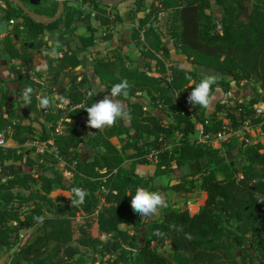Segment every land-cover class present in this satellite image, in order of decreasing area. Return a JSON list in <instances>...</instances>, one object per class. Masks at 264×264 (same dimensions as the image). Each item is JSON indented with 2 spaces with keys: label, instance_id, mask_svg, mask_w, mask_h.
<instances>
[{
  "label": "trees",
  "instance_id": "1",
  "mask_svg": "<svg viewBox=\"0 0 264 264\" xmlns=\"http://www.w3.org/2000/svg\"><path fill=\"white\" fill-rule=\"evenodd\" d=\"M0 1L4 3L0 21L13 20L0 38V65L1 59L20 60L13 67L15 91L0 79V134L15 143L0 145V257L22 241L10 264H79L78 246H100L97 251L108 256L106 264H264V143L245 145L242 160L235 162L227 161L217 149L191 141L198 122L210 134L225 119L234 127L248 118L251 124L261 122L252 115L253 106L264 102V0H213L221 8L218 21L211 12L212 0H151L148 5L133 0L130 16L144 14L137 18L130 39L148 62L145 70L127 65L120 54L93 59L92 73L107 94L123 79L130 85L129 95L118 97L128 115L103 129L86 124L84 108L97 102L99 95L92 78L76 72L83 64L80 52L97 42L98 27L91 24V12L64 0L59 18L39 22L14 2ZM19 1L45 19L58 11V2ZM84 1L99 26L105 27L103 40H110L109 28L121 17L110 14L101 0ZM166 11L170 12L166 36L190 68L166 65L170 49L154 26ZM60 24L70 31V42L65 48H52L41 35L58 30ZM51 50L55 57L45 54ZM36 55L46 61L47 92H57L61 104L66 101L55 110L39 109L33 95L30 103L16 95L41 86L31 77V73L41 76L33 65ZM199 68L211 69L219 77L213 94L218 88L228 93L232 83L244 80L258 83L260 94L236 107L216 102L214 112L205 114L187 102L191 88L208 74ZM222 109L225 117L217 115ZM164 113L171 114L173 121H166ZM38 117L41 131L36 132L32 123ZM260 129L264 137V123ZM176 135L177 144L166 149L165 140L174 141ZM49 141L54 153L25 147L29 142ZM151 149L159 150L158 166L167 167L174 160L200 166L167 186L169 199L160 210L161 218L142 221L131 208L129 194L135 195L138 187L157 192L149 177L136 172L138 165L148 164L146 154ZM73 187L87 192L83 204H72ZM55 190L68 196L52 197ZM195 190L201 195L194 213L173 204L185 203ZM94 224L99 235L108 236L105 241L93 235ZM120 225L132 227V232ZM143 230L140 244L138 232Z\"/></svg>",
  "mask_w": 264,
  "mask_h": 264
},
{
  "label": "rangeland",
  "instance_id": "2",
  "mask_svg": "<svg viewBox=\"0 0 264 264\" xmlns=\"http://www.w3.org/2000/svg\"><path fill=\"white\" fill-rule=\"evenodd\" d=\"M212 5H213V9L211 10V12H212L213 18L215 19V21H218L219 17L221 16V8H219L213 0H212ZM108 6H109L108 12H110V14L111 13L114 14V6L112 5H108ZM167 18H168V15H166L165 13H161L158 19L154 22L155 28L161 34L163 43L166 44L170 49V57L166 59V65L167 66L177 65L179 67L190 68L191 64L188 62L185 56L182 55L179 52V50L173 46L171 40L166 36V31H167L166 27L168 23ZM132 19H133L132 23L136 25L137 21L134 20L133 17ZM91 24L98 27V32L96 34L98 41L92 48H89V49H86L80 52L79 56L83 64L82 66L76 69V72L86 73L87 75H89V78H92V84H93L92 87L96 90V93H98L99 95L98 98L102 99L105 95H107V93L105 92L104 87L99 84L98 79L95 78V76L92 73L91 68H92V63H93L94 58L98 56L110 57L113 54H120L125 57L127 65L138 67V68L145 69V70H146L145 65L148 62V60L143 58L139 54L138 49L135 47L132 40L130 39L131 29H130V32L128 31V29H125V30L120 29V26L118 27V29H115L114 27H116L118 23H116V25L113 24L111 29L109 28V31L112 32V35L115 38L113 39L111 38V40L105 41L103 40L104 33L106 32L105 27H100L98 25V22L94 19V16H91ZM151 64L154 65L153 62H151ZM44 66H45V62L43 60H39L37 58L35 59L36 72L41 73V76H37L36 74H32V76L37 80V82L41 86L31 88L32 89L31 95L36 97L38 101L39 109L44 108L40 105V100L42 98H48L50 100L49 106L44 109L55 110L58 107L64 106L66 101H63V103L61 104L58 102L59 94L57 92L55 93L47 92V88H46V84L44 80L45 78V73L43 70ZM199 70L201 72L208 73V74H216L213 70L207 69V68H199ZM70 74H72V72ZM67 85H68V78L65 80V86ZM259 94H260V89H259L258 83L254 82L253 80H248V81L244 80V81L239 82L238 84L232 83L231 90L228 93H223L218 88L215 90L212 96V100H211V104L209 108L204 109L205 114L214 112L216 102H220V103L224 102L226 107H228L229 105H233L234 107H236L237 103L248 102L250 99L258 96ZM16 95L19 99H23L24 90H21ZM236 113L238 114L237 110H236ZM217 115L225 117L226 116L225 110L222 109L221 111L217 113ZM163 117L166 121H170V122L173 121V117L171 114L164 113ZM38 118L40 120L32 123L33 126H35L36 128V132L41 131L40 123L42 122V118L41 117H38ZM225 120L228 123V125L232 127L231 122L228 119H225ZM196 125H195V130L193 134L197 133ZM250 125L253 126V129L246 130L244 127H242L241 133H239V135L233 134V136L231 137V140L229 142H223L222 147L218 149L219 154L221 156H224L227 161L234 160L235 162H239L242 160L243 157H242L241 149L242 147L245 146L244 145L245 139H248L249 142H251V144H255L256 142L264 143V137L260 131V128H257V126L255 127L254 124H250ZM178 138L179 136L176 135L172 138V140L174 141H169L168 139L165 140L167 142L165 145L166 149H171L175 144H177ZM111 141L116 146L119 147L120 144L116 138H112ZM33 144H34L33 142H29L25 144V147L30 148L31 146H33ZM6 145L15 146V143L12 140L8 139L6 142ZM151 150H154V149H151ZM148 153L146 154V159L148 160V164L138 165L136 167V172L144 177H149L150 183L153 184L157 192H160L164 195L165 201H168L169 199V190L167 189V186L171 183L176 182L178 179H181L184 174L188 172H195L200 166L199 164H196V163L186 164V163H182L181 161L174 160L169 166L161 167V166H158V164L156 163L157 160L159 159H155L153 161H150L148 159ZM124 165L128 167L129 161H126ZM56 166L58 168H61L62 163H58ZM218 176L221 177L220 174H218ZM58 195L67 197L68 193L62 192L59 190H55L54 192L51 193L52 197H55ZM200 195H201L200 191L195 190L192 193L187 195V200L185 203L182 204V203L175 202L173 204L180 206L182 208H186L190 213H194L195 211H197L199 207ZM161 208L158 210V213L155 216H153L151 219L145 220L144 218H142V221H149L152 219L161 218V211H160ZM79 217L80 216L78 215V218ZM120 226L121 228L132 232V227L126 226V225H120ZM28 231L30 232V230ZM91 231L93 235L99 236V238L103 241H105L106 238L108 237V236H105L104 234L102 235L98 234L96 224L92 226ZM22 232L24 231H21V233ZM144 233H145L144 230L138 232V240L140 244L143 242ZM14 247L12 246L8 251L4 252L1 255L0 264H10L11 259L14 256V253H13ZM99 249H100V246L96 248L78 246L79 253L76 256V258L80 260L79 264H106V260L108 259V256L105 255L102 257L100 253L97 251ZM159 251L163 254H168L166 251V248H161ZM236 254L238 256V252Z\"/></svg>",
  "mask_w": 264,
  "mask_h": 264
},
{
  "label": "clouds",
  "instance_id": "3",
  "mask_svg": "<svg viewBox=\"0 0 264 264\" xmlns=\"http://www.w3.org/2000/svg\"><path fill=\"white\" fill-rule=\"evenodd\" d=\"M46 42H50L48 36L44 37ZM46 55H49L45 51ZM54 55V53H51ZM191 79L190 76L186 77ZM219 77L216 74H206L200 81L192 87L191 92L187 96V102L192 105H198L202 109L209 108L213 96L212 86L217 84ZM130 85L126 79L119 83L112 85L108 94L91 106L84 108L87 113L86 124L91 129H103L105 127H112L115 125L118 118H124L128 113L124 110V104L118 99L120 96L127 97L129 95L128 89ZM95 91V90H94ZM32 89L30 87L24 89L23 99L26 103H30V95ZM91 95V93H90ZM50 100L42 98L40 105L44 108L49 106ZM73 198L71 200L74 206L84 203L87 192L84 189L73 187ZM131 208L133 212L137 213L145 220L151 219L158 213L161 207L166 206L165 197L162 193L156 191H148L144 187H138L135 195H131Z\"/></svg>",
  "mask_w": 264,
  "mask_h": 264
},
{
  "label": "crops",
  "instance_id": "4",
  "mask_svg": "<svg viewBox=\"0 0 264 264\" xmlns=\"http://www.w3.org/2000/svg\"><path fill=\"white\" fill-rule=\"evenodd\" d=\"M54 2H58V0H45L44 4L51 5ZM145 2L148 5L151 2V0H145ZM68 4L74 6L78 9L81 8L83 10H87L86 2L85 1L83 2V0H69ZM0 5L4 6L3 1H0ZM114 5H116V6H114V13L116 12L121 17V22H119L117 25L115 23L116 27H114V28L118 29V27L120 26V29H124V30L128 29V31L130 32V29H132V27L135 26V24L132 23L133 19L129 13V10H131L133 8V0H121L120 3L114 4ZM163 13L168 15V18H169V16H170L169 11H166ZM143 14H144V12H137L134 20H137L138 17L143 16ZM0 22H2V21H0ZM11 25L12 24L7 23L8 29L11 27ZM78 28H79L78 31L80 33L84 31L83 25H80ZM5 33L0 32V38L3 37V35ZM45 36H48L50 38V42H47V43L52 48H55L58 45L61 46L62 48H65L68 45V43L70 42V31L67 30L63 26V24H60V27L58 30L45 31L41 35V38H43L44 41H45V39H44ZM113 38H115V37L113 36L112 39ZM107 41H109V40H107ZM51 53H54V55ZM50 55L52 57H55L57 54L54 50H51ZM36 58L39 60H43L42 58L39 57V55H36V57L34 56V59H33L34 68H35V59ZM43 61L45 62V66H46V61L45 60H43ZM19 64H20L19 59H1L0 79H3L5 81L6 86H8L12 92L17 88L16 82H15V76L13 73V67L16 68ZM45 66H44L43 70L45 69ZM35 71H36V69H35ZM32 74H34V73H31V77L33 78V80H35L37 82V80L32 76Z\"/></svg>",
  "mask_w": 264,
  "mask_h": 264
},
{
  "label": "built area",
  "instance_id": "5",
  "mask_svg": "<svg viewBox=\"0 0 264 264\" xmlns=\"http://www.w3.org/2000/svg\"><path fill=\"white\" fill-rule=\"evenodd\" d=\"M86 8L91 12V16H94V12H92L91 7L88 3H86ZM13 20L9 21V24H12ZM188 110L190 111L191 108H188ZM253 118H261V122L254 124V126L257 128H261V125L264 123V102H259L257 104H255L253 106ZM250 119H246L241 126H229L228 123L226 122V120L224 121V123L222 124L221 128L214 134H210V133H205L204 132V128H203V124L198 122L196 125V130L197 133L193 134L192 136V143L196 144V145H206V146H210L214 149H219L222 147V143L223 142H229L231 140V137L233 136V134H237L239 135V133H241V128L244 127L246 130L248 129H253V126L250 125ZM250 126V127H249ZM234 127V128H233ZM240 127V128H238ZM57 131L59 130V128L56 129ZM261 131V129H260ZM262 133V132H261ZM263 135V134H262ZM8 138H6L4 133L0 134V145L1 146H7L6 142H7ZM251 144V142H249L248 139H245V143L244 145H249ZM34 146L37 147V150L39 152H43V151H48V152H55L54 147L52 146V141H49L48 144L46 143H38V142H34L33 144ZM158 149H154L151 150L148 153V159L150 161H153L155 159H157L158 156ZM22 241H18L13 247L14 250H19V247L21 246Z\"/></svg>",
  "mask_w": 264,
  "mask_h": 264
},
{
  "label": "water",
  "instance_id": "6",
  "mask_svg": "<svg viewBox=\"0 0 264 264\" xmlns=\"http://www.w3.org/2000/svg\"><path fill=\"white\" fill-rule=\"evenodd\" d=\"M12 2H14L15 4L19 5L27 14H29V16L39 22H52L55 21L57 18H59L63 12V8H64V0H58V11L57 13L50 19H45L37 14L32 13L29 9H27L26 7H24L21 2L19 0H10ZM102 3L104 5H114V4H118L121 2V0H101ZM8 27H7V22L6 21H2L0 22V32L1 33H5L7 31Z\"/></svg>",
  "mask_w": 264,
  "mask_h": 264
}]
</instances>
